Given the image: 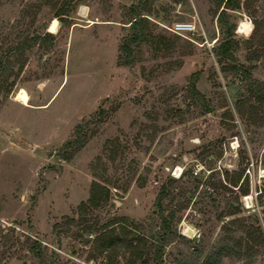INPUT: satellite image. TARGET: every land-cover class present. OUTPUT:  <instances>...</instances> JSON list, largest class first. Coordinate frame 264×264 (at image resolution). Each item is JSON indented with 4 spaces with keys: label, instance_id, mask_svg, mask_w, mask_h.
Returning <instances> with one entry per match:
<instances>
[{
    "label": "rangeland",
    "instance_id": "1",
    "mask_svg": "<svg viewBox=\"0 0 264 264\" xmlns=\"http://www.w3.org/2000/svg\"><path fill=\"white\" fill-rule=\"evenodd\" d=\"M235 3L227 56L217 0H0V264H264V0Z\"/></svg>",
    "mask_w": 264,
    "mask_h": 264
},
{
    "label": "trees",
    "instance_id": "2",
    "mask_svg": "<svg viewBox=\"0 0 264 264\" xmlns=\"http://www.w3.org/2000/svg\"><path fill=\"white\" fill-rule=\"evenodd\" d=\"M235 1L236 0H217V4L218 6H221V9L219 10V12L216 15V21L219 25H222L224 27V37H223V41L217 46L216 48V55H229V49L231 47V32H232V28L233 25L229 24L226 25L227 23V18H226V9H233V7H235ZM67 11V8H65L64 10H58V12L56 13V16H59L61 14H65V12ZM141 13L137 8L132 9L131 11V16H130V21H129V27H130V34L129 36L126 38L125 42L122 43L120 50L121 52L126 56V59L124 60L125 64H129L131 62V60L129 59L130 56V45L134 44L136 42H138L140 40L141 37V29H142V17L140 16ZM29 43L27 42H23L22 45L20 44L19 47H25L26 45H28ZM256 95L257 98L260 100H264V90H257L256 91ZM79 125L75 126L74 130V136L71 140H67L65 141V143L63 144V147L65 148H74L77 149L82 145V140L79 138L78 136V129ZM62 157H65L62 154ZM162 198V190H160L159 194H158V199ZM31 252L39 257L40 253L36 252L35 247H31L30 248ZM222 251V248H219V250L217 251V255H219ZM209 256H207L205 258V262L209 260Z\"/></svg>",
    "mask_w": 264,
    "mask_h": 264
},
{
    "label": "bare ground",
    "instance_id": "3",
    "mask_svg": "<svg viewBox=\"0 0 264 264\" xmlns=\"http://www.w3.org/2000/svg\"><path fill=\"white\" fill-rule=\"evenodd\" d=\"M236 26H237V31L240 34L245 35V36L248 35V33H249L250 29H251V25L248 22L244 21V20H239L237 22ZM56 29H57V20L56 19H52L50 21L49 25H48L47 31L50 32V33H54L56 31ZM232 145H233L232 147H235L234 143ZM250 199H251L250 196H245V198H244L245 203L249 204L250 203Z\"/></svg>",
    "mask_w": 264,
    "mask_h": 264
},
{
    "label": "built area",
    "instance_id": "4",
    "mask_svg": "<svg viewBox=\"0 0 264 264\" xmlns=\"http://www.w3.org/2000/svg\"><path fill=\"white\" fill-rule=\"evenodd\" d=\"M192 24L189 22H175L172 24V28L174 30H189L192 29Z\"/></svg>",
    "mask_w": 264,
    "mask_h": 264
}]
</instances>
